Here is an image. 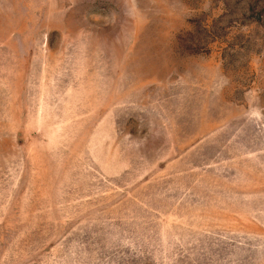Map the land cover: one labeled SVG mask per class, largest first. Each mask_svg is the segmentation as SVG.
Listing matches in <instances>:
<instances>
[{"label":"rangeland","instance_id":"rangeland-1","mask_svg":"<svg viewBox=\"0 0 264 264\" xmlns=\"http://www.w3.org/2000/svg\"><path fill=\"white\" fill-rule=\"evenodd\" d=\"M0 264H264V0H0Z\"/></svg>","mask_w":264,"mask_h":264}]
</instances>
